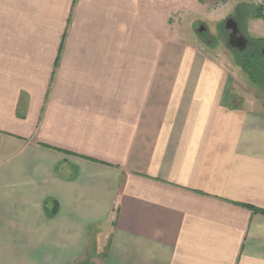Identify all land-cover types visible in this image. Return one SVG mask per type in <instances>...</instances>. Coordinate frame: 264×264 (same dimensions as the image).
Here are the masks:
<instances>
[{
    "label": "crops",
    "instance_id": "obj_1",
    "mask_svg": "<svg viewBox=\"0 0 264 264\" xmlns=\"http://www.w3.org/2000/svg\"><path fill=\"white\" fill-rule=\"evenodd\" d=\"M214 4L0 0V264H264V92L192 34Z\"/></svg>",
    "mask_w": 264,
    "mask_h": 264
},
{
    "label": "rangeland",
    "instance_id": "obj_2",
    "mask_svg": "<svg viewBox=\"0 0 264 264\" xmlns=\"http://www.w3.org/2000/svg\"><path fill=\"white\" fill-rule=\"evenodd\" d=\"M174 1L160 2L156 0L154 3L170 4ZM202 1L204 3L213 1L216 10L219 9L217 5L223 3L225 4L222 8L224 11L216 14L213 19L207 18L206 15L200 16L194 23L192 34L203 40L205 46L218 48L219 52L230 59V62L234 59L249 80V87L264 92V19L259 18L258 15H262V13L256 4L252 0H200V3L204 4ZM237 3L240 4L237 5ZM233 8H235L234 11H232ZM210 9L211 7L207 8L208 14L211 12ZM229 19L237 22L241 35L247 39L248 46L244 50L235 48L229 43L230 30L226 27ZM182 21L181 23L184 22L185 26L189 28L191 21L188 23ZM85 261L90 263L89 259Z\"/></svg>",
    "mask_w": 264,
    "mask_h": 264
},
{
    "label": "water",
    "instance_id": "obj_3",
    "mask_svg": "<svg viewBox=\"0 0 264 264\" xmlns=\"http://www.w3.org/2000/svg\"><path fill=\"white\" fill-rule=\"evenodd\" d=\"M226 27L228 30H231L232 31V35H235L238 31H239V27H238V24L237 22H235L233 19H229L226 23ZM231 35V37H232ZM241 44L237 43V44H234L231 40L229 41V43L231 45H233L235 48H238L240 50H244L248 45H247V39L245 38H242L240 40Z\"/></svg>",
    "mask_w": 264,
    "mask_h": 264
},
{
    "label": "built area",
    "instance_id": "obj_4",
    "mask_svg": "<svg viewBox=\"0 0 264 264\" xmlns=\"http://www.w3.org/2000/svg\"><path fill=\"white\" fill-rule=\"evenodd\" d=\"M151 3H154L156 0H150ZM160 2H168V1H172V0H158ZM234 1V0H232ZM254 2V4H256V7L260 10V12L262 13V15H264V0H252ZM225 4L223 3H219L217 5V8L222 9L224 8Z\"/></svg>",
    "mask_w": 264,
    "mask_h": 264
},
{
    "label": "flooded vegetation",
    "instance_id": "obj_5",
    "mask_svg": "<svg viewBox=\"0 0 264 264\" xmlns=\"http://www.w3.org/2000/svg\"><path fill=\"white\" fill-rule=\"evenodd\" d=\"M231 35H232V31L230 30L229 31V41L231 40L234 44H241V42H240V40L242 39V38H244L242 35H241V30H240V28H239V31L235 34V35H232V37H231Z\"/></svg>",
    "mask_w": 264,
    "mask_h": 264
},
{
    "label": "trees",
    "instance_id": "obj_6",
    "mask_svg": "<svg viewBox=\"0 0 264 264\" xmlns=\"http://www.w3.org/2000/svg\"><path fill=\"white\" fill-rule=\"evenodd\" d=\"M259 16V18H262V19H264V16L262 17V15L260 14V15H258ZM78 264H92V263H89V262H87V261H83V262H81V263H78Z\"/></svg>",
    "mask_w": 264,
    "mask_h": 264
}]
</instances>
